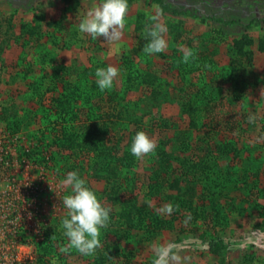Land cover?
<instances>
[{
  "label": "rangeland",
  "instance_id": "rangeland-1",
  "mask_svg": "<svg viewBox=\"0 0 264 264\" xmlns=\"http://www.w3.org/2000/svg\"><path fill=\"white\" fill-rule=\"evenodd\" d=\"M99 2L0 0V111L15 108L22 114L40 106L42 113L53 114L52 100L59 90H52L60 85L56 69L77 73L92 68L95 73L96 68L111 65L119 70L113 86L103 91L98 87L92 96L99 113L112 116L121 102L144 107L150 93L145 73L160 74L185 93L196 94L197 125L191 127L180 113V95H176L146 113L138 131L155 142L163 131L171 138L176 129L187 132L180 147L191 160L206 140L235 144L238 153L215 152L206 157L249 172L245 201L229 203L226 220L214 218L206 187L213 175H205L196 179L189 203H174L178 197L168 186L169 174L151 153L136 158L111 182L96 178L97 168L104 163L95 153L51 145L53 158L40 165L18 150L24 145L31 148L39 121L15 134L0 121V264H36V244L44 231L58 244L48 264L99 263L94 259L96 250L88 256L74 248L61 251L68 248L61 223L66 215L62 199L71 192L63 181L71 171L111 209L97 248L108 246L106 264H264V53L257 50L258 39L264 36V0H161L160 5L131 0L121 35L113 40L79 31L80 20ZM156 24L166 28L162 34L166 48L149 55L143 48L150 40L148 30ZM243 34L253 38L251 67L228 53L232 40ZM189 50L192 55L185 62L184 52ZM124 86L129 89L126 95L121 93ZM113 89L118 92L114 99ZM87 115L81 123L98 116ZM124 127L119 128L125 135L136 128ZM122 135L124 144L128 138ZM178 166L173 162L168 170L177 173ZM117 193L136 205L139 215L131 224L113 212ZM242 195L235 191L230 197ZM217 236L222 240L220 254L209 248L210 238Z\"/></svg>",
  "mask_w": 264,
  "mask_h": 264
},
{
  "label": "trees",
  "instance_id": "trees-1",
  "mask_svg": "<svg viewBox=\"0 0 264 264\" xmlns=\"http://www.w3.org/2000/svg\"><path fill=\"white\" fill-rule=\"evenodd\" d=\"M130 1L128 0V4ZM153 1L158 5L161 4V0ZM252 44L253 38L248 34H243L241 37L232 40L228 53L231 57L245 59L248 66L251 67L254 56V51L251 48ZM257 50L264 53V36L258 39ZM129 71L134 72L136 69L130 68ZM249 71H252L251 68ZM56 73L59 77L60 85L58 88L54 86L56 88L52 90V92L56 89L59 90L52 100L54 108L51 111H53V114H50L51 112L49 114L42 113L40 106L35 111L22 112V114L15 108L8 110L4 108L0 111L2 125L12 134L17 133L23 127H30L35 120L39 121L37 133H32L34 141L31 148L24 145L23 147H18V150L19 155L23 154L26 158H30L40 165H44L49 158H53L54 153L48 147L55 145L62 150L95 153L104 163L101 168H97L96 178L103 182L117 180L121 176L122 171L130 167L136 160V157L130 152V146L132 139L139 130V126H142L145 122L146 113L151 112L153 108H161L164 104L175 99L176 95H180L178 96L180 113L188 118L191 127L195 128L197 125L196 116L200 111V105L196 94L185 93L183 87L177 88L171 85V82L160 74L149 71L145 73L143 80L150 88V93L144 99V107L130 104L129 102H121L112 116H104L99 113V104L94 101L92 96L93 91L98 88L94 69L85 68L80 72L72 73L61 68L56 69ZM32 90L38 91L35 88H32ZM128 90L124 86L121 93L126 95ZM176 91L182 94H177ZM110 93L113 95L112 99L118 95L116 89H113ZM90 113L98 116H95L92 122L81 123L80 118L81 120L86 119L89 117L87 114ZM75 120H77V125ZM46 122L49 124L46 125ZM68 123H72V127L67 125ZM98 123L99 125L97 126ZM108 123L110 125L107 127ZM132 125L136 128L135 130L131 129L129 135H125V130L122 131L119 128L125 126L124 129H128ZM102 127L105 130L100 133ZM123 133L128 139L124 144H121ZM187 138L188 135L185 131L176 129L172 133V138L167 132L163 131L158 137L155 150L151 152L157 161L165 167V173L169 174L168 178H166L168 186L172 191H175L176 198L178 197L174 203L177 202L178 205L185 206L190 202L195 192L196 179L205 175H213L206 182L209 193L207 198L208 206L213 211L214 218L218 217L221 221L222 219L226 220L231 211V204L229 203L237 199L240 203L245 201L251 175L242 168L236 169L228 161L221 163L216 158L206 157V155L215 152L224 155L231 151L238 153L239 151H237L238 148H236L235 144L230 146V144L223 141L206 140L204 145L198 148L199 154L191 160L186 153L181 151L180 147V143L185 142ZM173 162L179 164L177 173H171L168 170ZM154 174L156 177L160 176L158 172ZM235 191H241L243 195L230 197L231 192ZM120 195L117 193V196L113 199L115 205L113 212L119 219L131 224L135 215H139L137 214L136 205L133 200L121 198ZM221 199L226 200L225 204L221 203ZM221 245L222 240L220 237L210 238L209 248L212 253L220 254ZM36 246V264H48L49 259L58 250V244L45 231L42 232ZM103 247L104 249H96L97 254H95L94 259L99 260L98 264H106L109 259V255L105 254L109 248L106 245Z\"/></svg>",
  "mask_w": 264,
  "mask_h": 264
},
{
  "label": "clouds",
  "instance_id": "clouds-1",
  "mask_svg": "<svg viewBox=\"0 0 264 264\" xmlns=\"http://www.w3.org/2000/svg\"><path fill=\"white\" fill-rule=\"evenodd\" d=\"M127 11L128 0H100L99 4L91 8L80 20L79 31L106 40L119 39ZM165 31L166 28L160 24L148 30L150 40L143 48L146 54L161 53L165 50L166 41L162 35ZM191 55L190 50L184 52L185 62ZM118 72V68L111 65L96 69V84L101 91L113 86ZM155 148V140L144 131H138L132 139L130 152L134 157L141 158L153 152ZM63 183L71 187V192L62 199L66 215L61 223L68 239V248L61 251L74 248L82 255H92L101 246L100 231L107 227L111 209L102 204L96 192L77 172H68ZM168 210L171 211V208Z\"/></svg>",
  "mask_w": 264,
  "mask_h": 264
},
{
  "label": "crops",
  "instance_id": "crops-1",
  "mask_svg": "<svg viewBox=\"0 0 264 264\" xmlns=\"http://www.w3.org/2000/svg\"><path fill=\"white\" fill-rule=\"evenodd\" d=\"M232 193V192H231ZM221 201H223V199H221ZM115 209V206H112Z\"/></svg>",
  "mask_w": 264,
  "mask_h": 264
}]
</instances>
